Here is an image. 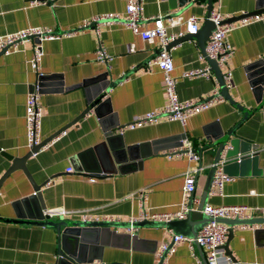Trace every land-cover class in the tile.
Wrapping results in <instances>:
<instances>
[{
	"label": "crops",
	"instance_id": "0c3cea01",
	"mask_svg": "<svg viewBox=\"0 0 264 264\" xmlns=\"http://www.w3.org/2000/svg\"><path fill=\"white\" fill-rule=\"evenodd\" d=\"M259 6L264 7V0H213L211 11L233 16ZM124 7V0H39L36 3L0 0V34L38 24L65 31L78 26L91 13L123 10ZM142 11L147 15L162 14L169 31L182 30L180 34H183L188 32L186 19L189 14L198 16L200 27L207 17V0H142ZM169 15L178 20L171 22ZM238 19L233 18L234 26L227 31L233 52L221 65V69L232 70L230 98L224 96L190 114L184 123L163 118L123 131L118 130V124L166 99L163 72L154 62L161 47L159 38L144 39L122 21H100L42 41L40 71L61 73L65 85L105 70L109 78L129 71L105 94L115 111V116L108 115L106 120L109 123L117 121L114 130L122 134L124 142L139 141L143 145L138 147L140 156L130 160L129 168L124 171L116 170L110 174L88 171L96 164L98 151L94 146L104 137L103 116L94 109L81 115L25 160L34 182L42 184L46 209H41L39 200L23 201L35 192L23 168L14 169L1 180L12 160L0 150V264H54L60 244L58 223L82 218L81 212L92 217L114 215L113 219L130 220L131 216L142 212L177 208L183 195V172L190 166L198 167L192 193V207H196L212 162L218 159L215 156L220 140L224 145L233 143L226 167L235 178L226 180L221 192L208 191L205 203L244 202L255 207L254 217L264 216V87L258 93L250 84L247 68L252 60L264 59V17L247 23H240ZM152 24L151 17L140 22L141 27ZM99 42L112 54L108 62L96 57ZM34 45L35 41H28L18 51L0 53V148L15 157H22L30 150L26 100L39 82V70L30 61ZM168 48L173 56L172 70L179 96L199 98L208 95L216 83L214 77L183 74L187 68L209 64L197 37H182ZM61 78H52L48 82H57ZM50 84L47 86H52ZM40 101L43 141L84 109L87 95L83 85H75L42 90ZM235 124L234 131L228 133ZM218 128L223 132L217 139H210L211 133H205V130L210 132ZM182 138L193 142L197 158H189L186 152H166L180 145ZM238 150L244 156L241 160H237ZM75 160L80 162L81 169L75 168ZM68 165L72 166L71 170L66 169ZM60 208L73 212H57ZM39 210L49 212V218L35 217ZM232 228L228 246L237 261L249 264L256 259L264 260V231L257 232L255 227L241 223ZM110 229L108 243L101 247L102 257L92 262L157 264L156 246L176 231L172 225L161 223L136 227L113 224ZM195 247L199 260L186 241L177 242L168 264H204V247ZM84 262L91 261L80 264Z\"/></svg>",
	"mask_w": 264,
	"mask_h": 264
},
{
	"label": "built area",
	"instance_id": "2783aa9c",
	"mask_svg": "<svg viewBox=\"0 0 264 264\" xmlns=\"http://www.w3.org/2000/svg\"><path fill=\"white\" fill-rule=\"evenodd\" d=\"M39 0H30L31 3H36ZM125 7L123 10H108L104 12L91 13L90 16L83 18L78 26L73 29L60 31L55 30L50 25L38 24L31 25L16 31L0 34V53L9 54L14 51H18L28 42L35 41L34 53L30 59L31 64L40 72V59L43 53L42 41L47 38H56L62 34H70L77 28H83L90 25L92 22L97 23L100 21L109 23L110 21H122L128 25L134 32L139 33L144 39L159 38L160 49L154 62L159 66L163 72L164 88L166 92L165 101L155 107L146 109L133 119L127 122L118 124V130L123 131L125 128L137 127L147 122L157 121L159 119H177L181 123H184L186 118L193 113L199 112V110L210 106V104L216 102L219 99H223L224 95L220 92L218 78L215 76L213 69L210 68L207 63L204 66H198L193 68H187L183 71L184 75L193 76L204 74L214 77L216 83L214 88L205 97H180L178 89L176 88V77L173 74V56L170 52L167 44L175 37L182 33V30L175 32L169 31L165 23L162 14L147 15L142 11V0H124ZM241 16L238 21L240 23H247L250 20L264 17V11H248L246 9L240 11ZM209 16L214 20L215 26L213 27L209 38L205 41V51L207 54L217 59L218 64L221 66L226 62L227 57L233 52V46L227 37V31L233 28L234 21H221L223 18L229 16L228 14H222L215 10L210 11ZM147 17L153 18V24L151 26H140V22ZM171 17V22L178 20V18ZM199 27L198 16L195 14H189L186 19V30L188 32H195ZM96 57L102 61L108 62L112 54L108 53L103 43L99 42L95 49ZM223 79L227 87L233 85L232 70L226 68L223 69ZM43 120V110L40 101L39 86L36 85L27 96L26 100V126H27V145L31 149L36 144H39L41 140V128ZM65 131V129L61 130ZM59 134V133H58ZM55 135L54 137L58 136ZM181 144L173 147L171 150H167L170 153H183L186 152L189 158H197L198 152L193 142L188 138H182ZM45 146V145H43ZM42 146V147H43ZM233 149V143L229 142L224 145L218 159L212 162V178L209 186V192H221L223 184L226 180L235 178V175L227 171V160L229 151ZM237 160H241L243 153L237 151ZM67 170H71L72 166L68 165ZM198 170L196 166L187 167L184 172V180L182 185V198L179 201V206L172 210L160 211L152 210L142 212L139 215L131 216L130 221L141 218H153L165 220L170 218H182L187 214L189 209L188 198L190 193L195 188L196 176L195 172ZM203 211L211 215V219L204 222L197 231L196 235H189L187 233L173 232L171 238L162 240L156 246V254L158 260H161L160 264H168V258L175 250V244L179 241H186L188 247H190L192 253L197 257L195 251L196 243L200 244L205 249V264H222L225 262H234L231 257L226 253L222 243L225 241L229 228L228 223L224 220H218L217 217H251L254 215L255 207L248 205L244 202L227 203L219 202V204L205 203ZM73 212L71 209L60 208L57 212ZM82 218L96 219L105 218L113 219L115 216H102L96 215L92 217L86 212H81ZM241 225L264 226V222H241ZM199 260V258L197 259ZM235 263V262H234ZM80 264V263H79ZM81 264H104L97 260V262H84ZM127 264V263H126ZM129 264V263H128ZM249 264H264V260L249 261Z\"/></svg>",
	"mask_w": 264,
	"mask_h": 264
},
{
	"label": "water",
	"instance_id": "95a60500",
	"mask_svg": "<svg viewBox=\"0 0 264 264\" xmlns=\"http://www.w3.org/2000/svg\"><path fill=\"white\" fill-rule=\"evenodd\" d=\"M212 1L213 0H207V17L203 20L200 27H198L197 31L195 32H186L183 34H180V36L175 37L173 40L169 41L167 44L170 45L172 42L179 41L180 38L194 35L197 37L199 46L201 48V51L206 54V57L209 62V66L211 69H213L215 76L218 78V83L220 87V92L226 97L230 98V92L229 87L226 86L224 79H223V69H221V66L218 64L217 59L210 57L207 52L205 51V41L209 38L210 33L215 26V22L213 19L210 18L209 13L212 8ZM264 10V7H258L250 11H262ZM241 13H238L233 16H227L223 18L221 21H232L235 17H240ZM93 23V22H92ZM247 68L249 70L248 76L250 77V84L254 86L255 89L258 90V93H261L263 89V83H264V59L263 58H257L255 60H252L251 63L247 65ZM39 75V82L37 85L39 86V91L42 92V90H57L61 88H72L75 87V85H83L84 90H86L87 95V105L84 107L83 110H81L76 117H74L71 121L68 123L62 125L56 132L51 134L50 136H47L44 138L43 141H41L39 144H36L33 146L24 156L22 157H15L14 155L5 152L0 148V150L6 154L11 160L12 165L9 167V169L5 172L1 180L5 178L11 171H13L16 168H23L26 174L31 179L35 192L28 197L23 198V201L25 203L33 202V201H40L41 209H46L47 206L44 202L43 198V192L41 191L42 184H36L31 177L26 165L25 160L36 153L43 145L44 143L50 139L51 137H54L58 134L61 130L65 129L66 126L72 122H75L77 118H79L81 115L85 114L91 109H94L95 112L101 117V125L103 126L104 130V137L96 142L95 149L97 152L96 156L97 159L96 164L93 167H89L88 171H102L104 174H110L113 171L119 170L124 171L125 169H128L130 160L139 157L140 153L138 152L139 145H143V143L139 141H132L129 143L124 142V139L122 137V134L119 132H116L114 130V127L117 126V121L113 120V122H107L106 118L109 115L115 116V111L110 105L109 97L106 96V92L109 90L110 86H112L116 81L123 79L126 77L129 73V71L123 72L121 75L115 77V78H109L107 70L102 71L98 74L92 75V77L89 78H83L81 81L72 83V84H64L63 79L61 78V73H46V72H40ZM60 77L61 79H58L57 82L54 80V82H48L49 79ZM49 83H52L47 86ZM116 119V118H115ZM236 124L229 129L227 132L232 133L235 129ZM222 130L220 128L218 129H211L210 132L205 133H211L210 139L213 137L217 139L221 134ZM224 146L223 141L218 142V147L216 151V158L221 153V150ZM244 158V156H242ZM242 158V159H243ZM81 164L77 160H75V168L81 169ZM212 171L213 168H211L208 172V179L204 185V189L202 191V197L199 203L196 207H192V196L193 191L190 193L191 196L188 201L189 209L187 211V214L184 215L182 218H170L165 220L160 219H153V218H141V219H134V220H118V219H105V218H96V219H86V218H78L76 220H72L70 222L61 221L58 223V232H60V244L58 247V256L54 262V264H79L83 261H92L93 259L101 258V247L104 243H108L107 239L111 232V225L113 224H122L127 227H136L141 224H149V223H161V224H170L174 227L175 232H181V233H187L189 235H196L198 228L207 220L211 219V215L207 212L203 211V206L206 200V196L208 194L209 186L211 183L212 178ZM227 171L228 168H227ZM0 180V182H1ZM47 180V179H46ZM37 215L35 217L38 218H49V212L43 213L42 210H39ZM218 220H224L228 223V234L225 239V241L222 243V246L225 248L226 253L231 257V259L236 264H243L235 258V256L232 254L229 246H228V240L229 237L233 231L232 226L237 223L241 222H264V216H251V217H227V216H220L217 217ZM257 232L264 231V226H255ZM134 234L136 231L133 232ZM196 245L200 248V244L196 243ZM161 260L159 259L157 264H160ZM206 263V260H204V264Z\"/></svg>",
	"mask_w": 264,
	"mask_h": 264
}]
</instances>
